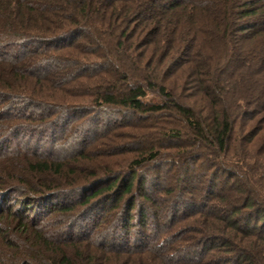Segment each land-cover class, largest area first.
<instances>
[{
  "label": "trees",
  "instance_id": "trees-1",
  "mask_svg": "<svg viewBox=\"0 0 264 264\" xmlns=\"http://www.w3.org/2000/svg\"><path fill=\"white\" fill-rule=\"evenodd\" d=\"M0 55V92L26 106L55 99L35 81L60 69L51 85L89 104L82 143L100 116L130 128L88 174L29 151L4 170L0 198L21 206L0 203V264H264V0H0ZM91 179L83 203L126 209L95 242L62 223Z\"/></svg>",
  "mask_w": 264,
  "mask_h": 264
},
{
  "label": "rangeland",
  "instance_id": "rangeland-1",
  "mask_svg": "<svg viewBox=\"0 0 264 264\" xmlns=\"http://www.w3.org/2000/svg\"><path fill=\"white\" fill-rule=\"evenodd\" d=\"M62 47L63 48L59 49L58 51L49 52L60 53L67 50V47H69L70 49L72 48L69 44L67 47ZM22 53L24 54V56H26V54H29L26 56V58H33L44 56V54L47 52L43 48H35L28 51L23 50L20 54ZM0 56V64L6 63V66H2L7 67V61H10L13 55L7 58L5 57V55ZM2 66H0V70H2ZM44 72H48L49 76L45 77L42 80H36L35 85L36 88L42 87L45 91L44 94L46 96L50 93V91L56 90L55 99L46 100V97H43V100L48 104V106H51V109L46 110L44 108H40V105L43 101L42 99H33L31 100L32 102L29 101V104L26 106L20 104L19 100L11 101L7 94L9 92H0V177L6 176L3 173L4 170H8L9 172L10 168H15L16 165H20L17 160L25 157L28 151L30 152V154H35L36 157H51L53 159L61 161L64 160L68 163V169L70 168L69 170H76V173L85 171L88 174L92 171V164L94 163L93 161L98 160L96 163H99L102 159L106 160L104 156L106 157V155L109 154L108 149L105 150L106 148H108V144L111 143V141H119V138L115 137V135H112V133L116 134L121 133L122 131L128 132L130 130V128L128 127H120V124L118 125L119 127L115 129L113 128L112 125L117 122L116 119L119 117L114 119V121L109 122V117L100 116L99 119L101 122V127H99L96 131L97 136L92 134L86 136L85 138L87 139V143H82L81 139H79V137H81L82 135H78L75 128L76 126L83 124V122L90 117V114H88L89 104H87L86 102L84 103V101H82L81 99L74 98V95H71L73 92L69 88V86H60L62 89L59 90L55 88L56 86L53 87V85H51V81H55V75L61 73L60 69L55 68L48 70L45 68ZM1 75H4V73H0V80L5 81ZM7 81L8 80H6V82ZM10 83L14 82L10 81ZM44 94L43 96H45ZM30 96L31 95H24L25 99L27 100L30 99ZM64 106L71 108L73 113L76 111H81V114L75 117H67V121L65 123L67 124V127H64L63 122V124H59L55 126V128H53L51 125L54 124L53 121L57 119L55 113L58 109ZM51 112L55 113L52 114ZM23 113H26L33 118L39 117L41 121H45L44 124L49 123L52 127V130H49V133L44 134L46 129H49L50 126L42 129L41 132V129L39 127L41 125V121H30L24 119L23 117L19 118V116H21V114ZM256 126H258V123H254L253 127L255 128ZM105 127L109 129L107 133ZM25 133L29 134L27 135ZM126 143H128V146H132L133 140H127ZM71 147L76 149L78 152H75L76 150L72 151ZM81 151L85 153V155L87 156L86 158L79 157L77 153H80ZM109 155V161L118 160L123 157L120 155L109 158ZM133 155L135 154L130 153L124 155V157H131ZM12 172L14 173V177L19 175L17 170H13ZM79 177L80 175L75 176V184L77 183L76 180ZM94 180L95 179H91L89 180L90 182L80 185L79 188L76 187L77 190H75V195H73L72 198L70 197L69 199H66L67 203L72 202L77 203V205L73 212L65 215V221L62 222L63 226L65 223L68 227L74 226L73 231L81 233L88 242L97 241L99 235L103 234H106V237L108 238L115 236L114 234L111 235L109 232L112 229L111 226L114 220L118 218V216L123 215L126 210L123 207L122 201H120L121 203L119 202L120 204L117 202H112L113 199L111 198L109 193H104L100 195L99 198H96L89 203L87 202V204L83 203L82 201L85 198L84 196L90 195L92 193L91 190L88 194H84L91 189L89 188V186L90 184H93ZM135 191L139 193L138 188L135 189ZM18 198V196H15L14 198H8L5 202H3V199L0 198V203L2 201L5 206L8 204L14 205L15 203H17V206L14 207V210H19L21 203L17 202ZM57 202L58 201H56L55 203ZM33 206L35 207V202L33 203L32 207ZM50 217L51 221L53 219L55 220L57 218H61L62 215L58 210L54 212V214H52V216Z\"/></svg>",
  "mask_w": 264,
  "mask_h": 264
}]
</instances>
